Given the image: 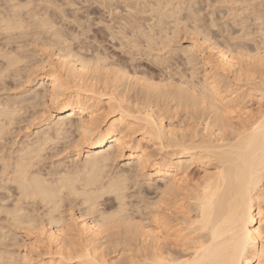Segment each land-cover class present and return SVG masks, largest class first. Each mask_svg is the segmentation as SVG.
I'll use <instances>...</instances> for the list:
<instances>
[{
  "label": "bare ground",
  "instance_id": "1",
  "mask_svg": "<svg viewBox=\"0 0 264 264\" xmlns=\"http://www.w3.org/2000/svg\"><path fill=\"white\" fill-rule=\"evenodd\" d=\"M83 1L0 0V264H233L264 0Z\"/></svg>",
  "mask_w": 264,
  "mask_h": 264
},
{
  "label": "snow or ice",
  "instance_id": "2",
  "mask_svg": "<svg viewBox=\"0 0 264 264\" xmlns=\"http://www.w3.org/2000/svg\"><path fill=\"white\" fill-rule=\"evenodd\" d=\"M251 223V217L245 210L243 218V230L236 245V257L233 264H253V258L258 259V264H264V211L260 215V229L253 233L247 225ZM257 242H259V247Z\"/></svg>",
  "mask_w": 264,
  "mask_h": 264
},
{
  "label": "rangeland",
  "instance_id": "3",
  "mask_svg": "<svg viewBox=\"0 0 264 264\" xmlns=\"http://www.w3.org/2000/svg\"><path fill=\"white\" fill-rule=\"evenodd\" d=\"M76 1H77V4H75L73 7L76 8V5H78L77 8H81V10L84 11V6H85L84 3H86V2H84L83 0H81V1H83V3L81 2V3L79 4L78 0H76ZM79 1H80V0H79ZM82 4H83V5H82ZM81 5L83 6V9H82V6H81ZM86 5H87V3H86ZM80 12H82V11H80ZM193 167H194V166L191 167V169H192L191 174H192V177H196V176H198V175H197V173H196V171L194 170ZM191 169H190V170H191ZM192 172H193V173H192ZM190 176H191V175H190Z\"/></svg>",
  "mask_w": 264,
  "mask_h": 264
}]
</instances>
